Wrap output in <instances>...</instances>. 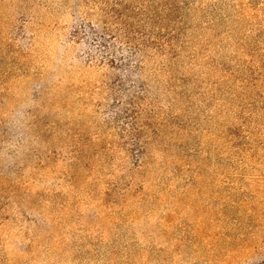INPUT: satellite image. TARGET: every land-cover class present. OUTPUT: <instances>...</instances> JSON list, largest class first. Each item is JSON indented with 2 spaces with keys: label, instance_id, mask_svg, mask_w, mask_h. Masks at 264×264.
<instances>
[{
  "label": "rangeland",
  "instance_id": "374dc122",
  "mask_svg": "<svg viewBox=\"0 0 264 264\" xmlns=\"http://www.w3.org/2000/svg\"><path fill=\"white\" fill-rule=\"evenodd\" d=\"M3 7L0 264H264V0Z\"/></svg>",
  "mask_w": 264,
  "mask_h": 264
},
{
  "label": "trees",
  "instance_id": "16d2710c",
  "mask_svg": "<svg viewBox=\"0 0 264 264\" xmlns=\"http://www.w3.org/2000/svg\"><path fill=\"white\" fill-rule=\"evenodd\" d=\"M5 18H6V16L4 13L3 0H0V33L7 26V22H6ZM158 49H160L159 51H161V47H159ZM133 51L137 54L140 52V49L138 48V50H136V51H135V49H133Z\"/></svg>",
  "mask_w": 264,
  "mask_h": 264
}]
</instances>
